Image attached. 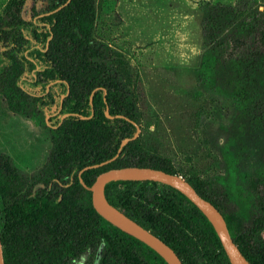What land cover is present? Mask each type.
<instances>
[{
  "label": "trees",
  "instance_id": "obj_1",
  "mask_svg": "<svg viewBox=\"0 0 264 264\" xmlns=\"http://www.w3.org/2000/svg\"><path fill=\"white\" fill-rule=\"evenodd\" d=\"M26 1L10 2L0 19V93L13 111L29 117L18 100L32 95L47 109L54 86L61 123L45 182L51 188L21 193L23 178L8 156H0L5 264H68L86 251L95 253L99 264H168L102 217L87 188L99 173L113 168L154 167L178 173L168 158L131 141L137 131V104L106 52L93 43V1L33 0L46 9L34 11L31 19L23 16ZM201 10L205 51L197 82L206 93L231 100L225 149L235 147V152L230 160L222 151L226 177L189 180L223 215L226 198L238 194L232 193L234 184H249L257 213L243 238L232 237L252 264H264V9L252 0H238L234 5L205 2ZM126 138L130 140L115 160L80 174L86 166L114 158ZM56 187L64 192L52 195ZM82 192L89 193L87 199H81ZM105 194L111 204L170 245L184 264H200V257L206 264H231L211 222L177 189L155 181L113 180Z\"/></svg>",
  "mask_w": 264,
  "mask_h": 264
},
{
  "label": "rangeland",
  "instance_id": "obj_2",
  "mask_svg": "<svg viewBox=\"0 0 264 264\" xmlns=\"http://www.w3.org/2000/svg\"><path fill=\"white\" fill-rule=\"evenodd\" d=\"M12 1L0 0V19ZM92 1L93 43L106 52L109 64L137 104L134 145L168 158L177 175L189 182L190 178L226 177L222 151L230 160L235 152V147L225 149L232 103L229 98L201 90L196 70L205 51L201 6L205 2L234 5L238 0ZM252 1L264 8V0ZM44 9V3L27 0L23 16L31 19L34 11ZM51 92L54 100L47 109H41L31 94L18 100L27 107L29 117L13 111L0 93V156H8L23 178L21 193L36 194L41 188H51L45 182L60 117L56 87ZM11 100L17 99L13 96ZM239 184L232 186V193L238 194H230L221 209L231 236L243 238L257 213V204L255 196H249V184ZM65 186L68 190V183ZM54 189L64 192L63 188ZM82 195L84 200L89 193ZM99 261L95 253L86 251L68 264ZM199 261L206 264L202 257ZM216 264L227 263L217 260Z\"/></svg>",
  "mask_w": 264,
  "mask_h": 264
},
{
  "label": "water",
  "instance_id": "obj_3",
  "mask_svg": "<svg viewBox=\"0 0 264 264\" xmlns=\"http://www.w3.org/2000/svg\"><path fill=\"white\" fill-rule=\"evenodd\" d=\"M263 10L264 8L261 7ZM66 116V115H65ZM107 116L113 118L109 114L107 108ZM122 117V115H118ZM130 139L123 140L118 154L101 164L89 165L81 170L96 169L102 167L113 160L119 155L122 147ZM113 180H131V181H155L162 184L169 185L181 193H183L191 202H193L207 217L213 225L222 246L230 260L231 264H252L246 256L242 253L238 244L232 238L226 219L221 211L209 200L201 196L193 185L177 174H172L162 169L154 167H140V166H127L120 168H113L102 171L99 173L92 184L87 187L92 192V204L95 210L104 217L107 221L123 230L124 232L134 236L146 245L155 250L168 264H184L176 251L163 241L159 236L154 234L151 230L145 228L143 225L127 216L122 210L115 207L107 199L105 194V186L109 181ZM0 264H5L4 249L0 237Z\"/></svg>",
  "mask_w": 264,
  "mask_h": 264
},
{
  "label": "flooded vegetation",
  "instance_id": "obj_4",
  "mask_svg": "<svg viewBox=\"0 0 264 264\" xmlns=\"http://www.w3.org/2000/svg\"><path fill=\"white\" fill-rule=\"evenodd\" d=\"M61 123V122H60ZM60 123H58L57 125L59 126L60 125ZM59 183H60V186H62V184H61V182L59 181ZM56 192H57V190H55V189H53L52 190V192H51V194L53 195V194H56Z\"/></svg>",
  "mask_w": 264,
  "mask_h": 264
}]
</instances>
